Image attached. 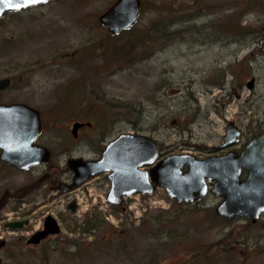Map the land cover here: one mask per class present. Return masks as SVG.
Listing matches in <instances>:
<instances>
[{"label":"rangeland","instance_id":"374dc122","mask_svg":"<svg viewBox=\"0 0 264 264\" xmlns=\"http://www.w3.org/2000/svg\"><path fill=\"white\" fill-rule=\"evenodd\" d=\"M113 1L50 0L0 18V78L11 79L0 101L38 108L43 142L71 144L60 127L85 120L90 146L75 151L85 158L121 132L150 136L164 155L202 158L231 149L221 147L227 120L241 129L239 144L264 131V0H141L138 21L118 35L98 22ZM35 171L0 164V195L14 193L0 210L1 264H264L263 226L225 222L213 195L178 202L158 187L121 210L102 201L100 174L70 194L72 212L69 194L51 202L54 190H23ZM38 204L28 226L4 227ZM46 212L60 232L27 245Z\"/></svg>","mask_w":264,"mask_h":264},{"label":"water","instance_id":"95a60500","mask_svg":"<svg viewBox=\"0 0 264 264\" xmlns=\"http://www.w3.org/2000/svg\"><path fill=\"white\" fill-rule=\"evenodd\" d=\"M48 1L0 0V18L6 13ZM140 10V0H114L98 15V21L108 32L118 34L137 22ZM260 33V51L264 52V24L260 27ZM253 81L254 78L250 77L246 86L251 89ZM9 86L10 78L1 77L0 91ZM79 125L81 123L73 124V133ZM41 129V114L37 108L23 102L0 103V160L22 170L48 161L49 150L35 143ZM240 133L239 127L232 120H227L221 145L237 142ZM158 157V146L153 138L142 133L121 132L104 145L99 158L73 157L67 161L74 180L65 189L106 172L109 180L106 198L110 204L117 206L124 195L138 192L149 195L157 186L179 202L199 201L207 192L208 182H212L210 191L221 197L214 207L217 216L225 220L238 216L255 220L264 210V132L249 139L239 152L231 149L203 158L190 153ZM241 168L248 171L243 180L239 178ZM8 196L9 192L5 189L0 196V209ZM68 208L74 211L73 201L69 202ZM26 223L27 220L9 221L4 226L15 230L21 229ZM58 232L57 221L48 215L43 228L29 236L26 242L37 244L46 236ZM4 244L5 241L0 240V248Z\"/></svg>","mask_w":264,"mask_h":264},{"label":"flooded vegetation","instance_id":"af4514ba","mask_svg":"<svg viewBox=\"0 0 264 264\" xmlns=\"http://www.w3.org/2000/svg\"><path fill=\"white\" fill-rule=\"evenodd\" d=\"M0 103H8L7 101H0ZM73 111V110H72ZM42 115V114H41ZM75 122L81 123V125H79L75 130V133H73V124ZM88 121L85 120H74L66 125H63L60 127V130L63 131V129H65L73 138L71 144H56L55 147H52L51 145H49L48 143L46 144V142H43L42 136L43 133L45 132V125H44V119L42 118V130H41V134L39 135V137L36 140V143L40 146L46 147L49 152H50V156L48 161L37 164L33 167H31L28 170H36L34 173H32V180L33 182L29 185H27L26 187L23 188V190H27V189H35V187H38L37 190H39L40 188H44V189H48L49 191H53L54 192V196H52V200L51 202H54L55 200H57L59 198V196L62 194H69V193H74V191L78 190L79 187L83 186L87 181L89 182L91 179L95 178V177H89L85 182H83L82 184H80L77 187H72L71 189H65L69 184L72 183V181L74 180V174L73 171L68 167L67 165V161L73 157L75 158H83V159H97L99 158L102 149L104 148V145L101 147V149L98 151V154L92 158H85L83 157L81 154L76 153V148L79 146V143L84 144L85 146H90V140L91 138H89L91 136V134L94 131V125L92 123L89 122V124L87 123ZM81 139H84L85 141H82ZM75 141V143H74ZM244 143L241 142L240 144L237 143L235 145H231L229 147H231V149H234L236 151H239L242 147H243ZM222 147V146H221ZM225 151H220L219 153L216 154H212V155H218L221 153H224ZM60 156L63 157V162L60 163L59 162V158ZM162 156H164V154H161L159 156V158H161ZM158 158V159H159ZM0 164L7 166V167H11L14 169H17L13 166H10L8 164H6L5 162L0 161ZM148 168V167H145ZM19 170V169H17ZM248 175V171L245 168H241L240 170V174H239V178L241 180L245 179ZM104 176V181L106 184V189L104 190V192L106 193V191L109 188V181L107 179V173H103ZM98 177V176H97ZM42 185V187H40ZM212 186V182H208V189L207 192L205 194V196L202 198V200L208 196V195H213L216 197V199H218L220 201V197L216 196L214 193H212L210 191V188ZM9 192V196L7 197V200L10 196H14V193L11 192L9 189H7ZM6 200V202H7ZM201 200V201H202ZM218 201V202H219ZM74 204H75V210L78 209V203L76 202V200H73ZM44 204H38L37 206H35L32 209L27 210V212H25L21 217H19L18 219H25L28 220L27 225L30 223V217L33 219L34 218V213L40 209ZM65 209L66 211H68V204L65 205ZM16 212V211H15ZM53 216L56 220L57 217L56 215H51ZM244 218L248 224H250L251 226H255V227H260L263 226L264 228V211L257 217L255 218V220H251L247 217H241ZM223 219V218H221ZM239 218H236V220H238ZM224 220V219H223ZM235 220V219H234ZM43 221V220H42ZM225 221V220H224ZM233 221V220H231ZM228 221V222H231ZM57 222H59L57 220ZM227 222V221H225ZM43 223V222H42ZM42 227L39 225L38 229H40ZM52 236L54 235H48L45 238L41 239L37 244H31V243H27L25 240V243L27 245H36L39 246L41 245L43 242H47V240H49L50 238H53ZM6 241L5 244L2 246L1 249H3L6 246Z\"/></svg>","mask_w":264,"mask_h":264},{"label":"snow or ice","instance_id":"6c2138e0","mask_svg":"<svg viewBox=\"0 0 264 264\" xmlns=\"http://www.w3.org/2000/svg\"><path fill=\"white\" fill-rule=\"evenodd\" d=\"M17 8H19L20 6L19 5H16Z\"/></svg>","mask_w":264,"mask_h":264}]
</instances>
